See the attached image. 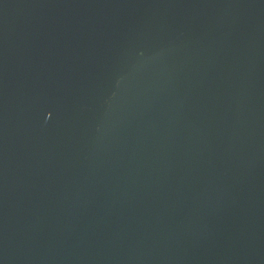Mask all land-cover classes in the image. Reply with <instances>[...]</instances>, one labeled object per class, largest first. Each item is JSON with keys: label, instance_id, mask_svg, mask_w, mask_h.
<instances>
[{"label": "water", "instance_id": "obj_1", "mask_svg": "<svg viewBox=\"0 0 264 264\" xmlns=\"http://www.w3.org/2000/svg\"><path fill=\"white\" fill-rule=\"evenodd\" d=\"M0 264H264V0H0Z\"/></svg>", "mask_w": 264, "mask_h": 264}]
</instances>
